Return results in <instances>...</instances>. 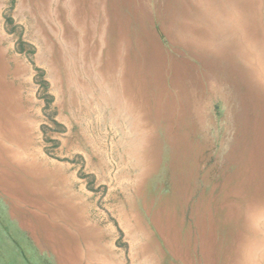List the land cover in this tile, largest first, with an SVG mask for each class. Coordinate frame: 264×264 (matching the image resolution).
Segmentation results:
<instances>
[{
    "label": "rangeland",
    "instance_id": "374dc122",
    "mask_svg": "<svg viewBox=\"0 0 264 264\" xmlns=\"http://www.w3.org/2000/svg\"><path fill=\"white\" fill-rule=\"evenodd\" d=\"M0 264H264V0H0Z\"/></svg>",
    "mask_w": 264,
    "mask_h": 264
}]
</instances>
